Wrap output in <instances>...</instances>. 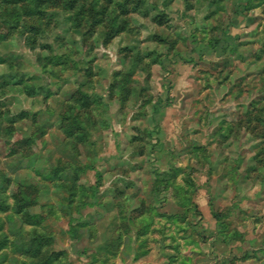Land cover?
<instances>
[{
	"label": "rangeland",
	"instance_id": "obj_1",
	"mask_svg": "<svg viewBox=\"0 0 264 264\" xmlns=\"http://www.w3.org/2000/svg\"><path fill=\"white\" fill-rule=\"evenodd\" d=\"M0 264H264V0H0Z\"/></svg>",
	"mask_w": 264,
	"mask_h": 264
},
{
	"label": "trees",
	"instance_id": "obj_2",
	"mask_svg": "<svg viewBox=\"0 0 264 264\" xmlns=\"http://www.w3.org/2000/svg\"><path fill=\"white\" fill-rule=\"evenodd\" d=\"M155 176V186L153 188V191H155L159 186H161L162 182L165 180L166 174L159 173L157 171H154Z\"/></svg>",
	"mask_w": 264,
	"mask_h": 264
}]
</instances>
